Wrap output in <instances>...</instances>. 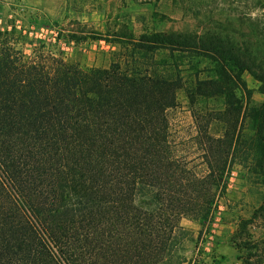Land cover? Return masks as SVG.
<instances>
[{
	"label": "trees",
	"instance_id": "trees-1",
	"mask_svg": "<svg viewBox=\"0 0 264 264\" xmlns=\"http://www.w3.org/2000/svg\"><path fill=\"white\" fill-rule=\"evenodd\" d=\"M14 32L0 28V264H189L180 219L209 220L238 151L264 154L243 61L220 42L127 31L107 66L81 67L43 44L25 55ZM181 88L186 141L168 118Z\"/></svg>",
	"mask_w": 264,
	"mask_h": 264
},
{
	"label": "rangeland",
	"instance_id": "rangeland-1",
	"mask_svg": "<svg viewBox=\"0 0 264 264\" xmlns=\"http://www.w3.org/2000/svg\"><path fill=\"white\" fill-rule=\"evenodd\" d=\"M12 27L10 40L25 55L43 44L44 54L81 67L107 66L121 32L220 42L243 61L252 103L264 99V0H0V28ZM176 98L168 111L170 131L186 141L194 125L184 88ZM238 152L212 217L180 219L176 254L189 264H264V154L250 160L247 151Z\"/></svg>",
	"mask_w": 264,
	"mask_h": 264
}]
</instances>
